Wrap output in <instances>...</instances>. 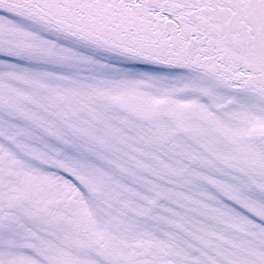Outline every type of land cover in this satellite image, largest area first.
Wrapping results in <instances>:
<instances>
[{
	"label": "snow or ice",
	"instance_id": "1",
	"mask_svg": "<svg viewBox=\"0 0 264 264\" xmlns=\"http://www.w3.org/2000/svg\"><path fill=\"white\" fill-rule=\"evenodd\" d=\"M0 264H264V0H0Z\"/></svg>",
	"mask_w": 264,
	"mask_h": 264
}]
</instances>
